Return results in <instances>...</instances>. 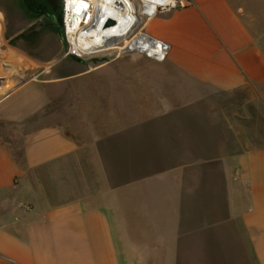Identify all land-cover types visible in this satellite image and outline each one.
Returning <instances> with one entry per match:
<instances>
[{"label":"crops","instance_id":"crops-1","mask_svg":"<svg viewBox=\"0 0 264 264\" xmlns=\"http://www.w3.org/2000/svg\"><path fill=\"white\" fill-rule=\"evenodd\" d=\"M188 1L148 30L169 44L185 102L112 101L109 85L130 73L110 63L89 73L111 95L90 104L103 129L77 137L46 123L55 84L88 75L67 60L0 100V264H264V0ZM197 128L209 131L204 142ZM185 168L191 181L203 174V188L208 175L214 212L178 213ZM138 181L155 193L143 217L129 205L148 189Z\"/></svg>","mask_w":264,"mask_h":264},{"label":"rangeland","instance_id":"rangeland-1","mask_svg":"<svg viewBox=\"0 0 264 264\" xmlns=\"http://www.w3.org/2000/svg\"><path fill=\"white\" fill-rule=\"evenodd\" d=\"M27 5H29L28 7L29 9L25 7ZM63 8H64L63 0H50V1L27 0L26 5L23 4L22 6L21 3L18 4V0H0V100L4 96H6L10 91L27 83V81L31 82V81H36L38 79L37 81L41 82L53 78L54 76L53 72H58V71L61 72L66 67V64L68 63L67 61L70 62L74 61L76 65L80 67L82 66L83 67L82 69H85L83 72L85 74L86 73L88 74L86 75L87 78H85L84 75V78L78 77V78H74L73 80H70V83L75 85L74 86L75 88L77 86L76 90H78L77 91L78 94H76L77 92H75L77 97L74 94L75 95L74 98H73V93H74L73 90L75 89L73 88L72 84L67 83L69 82V80L65 81V83L67 84L63 83L61 88L59 89L57 88V84H55L56 88L53 93H55L54 95L56 100H54L53 104H51V106L47 109L49 118L46 120V123L48 122L51 125L54 124L58 126H62L66 123L65 125H66L67 133H69L71 130H73L74 132L76 131L79 133L77 137L79 136L85 137L86 135H88L87 130H89L90 128L91 130L92 129L98 130L97 134H100L101 131L99 130L103 129L101 128V126L98 127V125H95L94 124L95 121L91 122L89 120V118L91 117V113H94L92 111L93 106H91L90 104L91 102H98L99 100L108 102V100L110 101L111 95H108L109 98L105 94L98 95V93L104 89L105 85L104 83H102L104 82V79L102 78V80H100L102 82H99L98 79H101L100 77L97 78V76L89 75V73L91 72V70H96L101 68L105 69V66L110 63L111 64L109 67H111L115 71L117 70L120 72L122 70H125L126 72H128V70L130 69L132 70V74H130V76L127 77L125 80L118 81L114 79L113 85H109L111 88H113L112 94L114 95V97L112 101L114 102L116 101V103H122V99L124 98V95L123 96L121 95L117 96V95L127 94L128 96L126 95V100L128 104H131V106L133 107L138 104L142 105V104L161 102V103H167V104H163V108H165L167 105L173 106L185 102L186 100L184 99L185 94L181 90V88H184V84L180 83L176 73L172 72V67L169 64L167 57L164 60H158L153 57H150L146 53H141L138 51H127V50H124L121 53L119 51H111V54H109L110 51L102 52V53H98V55L100 54V56L94 54L86 57L85 56L76 57L70 54L63 32V16H62ZM170 11H166V9H159L157 11V14H155V16L162 15ZM153 17L145 15L143 17V20H141L140 24L135 29L136 31V32L134 31L135 34L134 33H133L134 35L132 34L133 35L132 37L142 32L143 34L149 35L148 32L149 25ZM41 36L44 37L40 39L39 37ZM16 37L18 40L15 39ZM18 37H20V39ZM36 46H38L37 49ZM33 47L34 49L32 50ZM135 52L136 55H133L135 54ZM128 53L130 55L133 53L131 57L134 59H131ZM14 54H17V57L19 56L20 58L23 59L21 60V65L18 68L15 65V61L13 59ZM116 56L120 57V61L119 59H115ZM99 58H101L100 59L101 61H99ZM66 59L67 61L65 62L64 60ZM124 60L125 63H123ZM101 62H103V64ZM132 62H134V64H131ZM121 63H123L125 66L124 65L119 66L121 65ZM116 64H118V67H116L117 66ZM140 64L141 65L144 64L143 67H141ZM133 65H134L133 67L134 70L132 69ZM137 65L140 66L141 70L137 69L138 67ZM123 66L128 67V70L127 68L125 69ZM135 67L137 70L136 72H133L135 71ZM92 77H95L94 79L95 80L97 79L96 80L97 82L91 79ZM83 87L86 88L93 87L92 93L88 89L85 91ZM63 88L64 90L65 89L66 90L70 89V90H68L67 91L68 93H66V90L64 92ZM164 89H166L167 94L164 93ZM80 91L83 92L84 97L80 96L81 95V93L79 94ZM57 92H60V97L62 95V97L66 99V101H70L71 103H66V105L63 103L60 104L59 102L57 103L58 100L61 101L63 100V98L59 99V97H57L58 95ZM63 94L65 95L63 96ZM78 95L80 97H78ZM168 95L169 96L171 95V97H169ZM115 97H118V99H116ZM75 98L76 99L79 98L78 100H80V101L77 100L78 103L76 104L74 102V100L76 101ZM106 98L108 100H106ZM81 99L83 103L84 102L86 103L81 104L82 103ZM72 101L74 102V104ZM71 104L73 105L71 106ZM161 128L165 129V127H161ZM156 129L159 130V127H156ZM208 133L209 131L205 128L202 129L197 128L195 131L196 138H199L197 140H200L202 142L205 141L202 139V136L205 135L208 136ZM157 142L158 144L161 142L160 138H157ZM178 142H179L178 151L185 150L187 147H189L190 144V143L187 144L181 143L182 141H178ZM146 144L147 141H144L143 148L146 147ZM169 144L170 143H168V145ZM129 145L133 146L132 143H129ZM168 145L166 144V146ZM116 161L122 162L121 167L125 166L126 170H128L129 173L130 172L131 174L134 173L133 176L139 173L138 171L134 172L136 171V168L133 171V169H131L128 166L127 159L123 161L118 159ZM186 171L190 172V168L181 169L179 171L181 174L185 173L184 175L185 186L183 190L179 191V194L183 195V200L185 201V205L179 204V206H177L178 213L184 214L186 212H191V214L194 215L195 212L198 211L199 209L201 212L202 211L206 213H211V211L214 212L216 210V207L218 206L219 201L217 199V194H215V192L210 189L209 186L210 180L208 181L207 178L208 175H206V186L203 188L202 187L204 181V177L202 178L203 174L202 176L199 175L198 177L197 176L194 177V181L193 180L191 181V175L186 174ZM140 184L142 186H146V184L143 182H140L138 185ZM195 185L199 189L196 190L195 188V192H194L193 187ZM146 187L148 188V186ZM148 189L146 191L144 189L141 191L140 200L143 201H138L134 199L135 198L133 194L134 191L133 192L131 191L130 193L133 194L131 195V197L133 198L129 200V205H132V207L129 208L133 209L135 208V206L136 207L142 206V211L140 212L141 217H143L144 215H150L153 212V205L151 201L155 196V193L153 195V191L151 189L149 190ZM146 219L147 220L141 224L144 225L148 230L152 227V222H150L148 218Z\"/></svg>","mask_w":264,"mask_h":264},{"label":"bare ground","instance_id":"bare-ground-1","mask_svg":"<svg viewBox=\"0 0 264 264\" xmlns=\"http://www.w3.org/2000/svg\"><path fill=\"white\" fill-rule=\"evenodd\" d=\"M174 1L173 0H68L67 4L65 5L64 3V8L66 7L67 9V15L69 18V21H71L73 25V29L75 31H72L73 33V40H71V49L70 53H75L80 56H91V55H96L97 53H102V52H109L111 54V51H119L120 53L123 52L124 50L127 51H138L141 53H146L150 57H153L158 60H164L166 56L165 54V47L164 45H169L167 43H164L162 41H159L156 38H153L147 34L138 33L134 37H132L135 33V29L137 26L140 24L141 20H143V17L146 16H155L157 14V9L161 6H168V5H173ZM89 7V9H88ZM64 11V10H63ZM63 16V15H62ZM88 20L86 21V19ZM109 19H112L115 21L114 24L110 25L109 24ZM79 24H81L79 26ZM139 29V28H138ZM136 32V31H135ZM134 33V34H133ZM133 34V35H132ZM18 35V34H17ZM44 36L39 37L40 39L43 38ZM132 37V38H131ZM20 39V37H18ZM51 38V37H50ZM131 38V39H130ZM17 39V37L15 38ZM14 40V39H13ZM18 40V39H17ZM39 40V39H38ZM40 41V40H39ZM45 41V40H44ZM42 42V41H41ZM37 43V42H36ZM35 43V44H36ZM46 43V42H45ZM163 43V44H162ZM39 45V44H37ZM45 45V44H44ZM38 46H36L37 49ZM41 47V46H40ZM67 47V46H66ZM27 48V47H26ZM28 49V48H27ZM31 49V47H30ZM34 47L32 48V50ZM61 50V49H60ZM36 52V51H35ZM117 53V52H116ZM61 54V53H60ZM63 54V53H62ZM67 54V53H66ZM129 54V53H128ZM127 54V55H128ZM133 54V53H132ZM132 54L129 56L131 59ZM33 55V54H32ZM98 55V54H97ZM122 55V54H121ZM136 55V52L135 54ZM61 56V55H60ZM64 56V55H63ZM72 56V55H71ZM70 56V57H71ZM100 56V54L98 55ZM111 56V55H110ZM125 56V55H124ZM138 56V55H137ZM168 56V55H167ZM114 57V56H113ZM118 57V56H117ZM121 57V56H120ZM120 57L118 58L120 61ZM123 57V56H122ZM33 58V57H32ZM111 58V57H110ZM125 58V57H124ZM13 59L15 61V65L17 68L21 65V60L19 56L17 57V54L13 55ZM58 59V58H57ZM86 59V58H85ZM91 59V58H90ZM101 58H99V61ZM123 59V58H122ZM67 60V59H66ZM104 60V59H102ZM106 60V59H105ZM113 60V59H112ZM115 60V59H114ZM127 60V58H126ZM63 61V60H62ZM61 61V62H62ZM65 61V60H64ZM107 61V60H106ZM130 61V60H129ZM135 61V60H134ZM144 61V60H143ZM66 62V61H65ZM74 62V61H73ZM86 62V61H85ZM89 62V61H88ZM96 62V61H95ZM94 62V63H95ZM118 62V61H117ZM100 63V62H98ZM103 64V62H101ZM115 63V62H114ZM119 63V62H118ZM125 63V60L123 61ZM121 63L122 66L124 65ZM128 63V62H127ZM51 64V63H50ZM81 64V63H80ZM84 64V62H83ZM120 64V63H119ZM131 64H134L132 62ZM37 65V64H36ZM52 65V64H51ZM50 65V66H51ZM118 67V64H116ZM139 65V64H138ZM137 65V66H138ZM144 65V64H143ZM143 65L140 64L141 67ZM26 66V65H25ZM35 66V65H34ZM77 66V65H75ZM85 66V65H84ZM125 66V65H124ZM123 66V67H124ZM140 66L137 67V69H140ZM122 67V68H123ZM131 67V65H130ZM134 65L132 66L133 69ZM49 68V66H48ZM83 67H76V70L82 71ZM108 68V67H107ZM125 69L128 67H124ZM145 68V67H144ZM27 69V68H26ZM130 69V68H129ZM136 67L135 71L136 72ZM44 70V69H43ZM85 69H83L84 71ZM131 70V69H130ZM128 70V73L132 74V70ZM134 70V69H133ZM63 71V70H62ZM87 71V69H86ZM85 71V72H86ZM108 71V70H107ZM130 71V72H129ZM102 72V71H101ZM34 73V72H32ZM51 73V72H49ZM75 73V72H74ZM80 73V72H79ZM53 74V73H52ZM87 74V73H86ZM65 75V72L63 76ZM70 76L72 74H69ZM83 75V74H82ZM94 75V74H93ZM98 76L100 73L97 74ZM95 75V76H97ZM56 76V75H55ZM69 76V77H70ZM73 76V75H72ZM75 76V75H74ZM81 76V75H80ZM103 76V74H102ZM101 76V77H102ZM30 77V76H28ZM47 77V76H46ZM58 77V76H57ZM68 77V76H67ZM70 80H73L74 77L69 78ZM27 78V77H26ZM56 78V77H55ZM62 78V77H61ZM84 78V76H83ZM85 78L86 75H85ZM89 78V77H88ZM95 77H92L94 81ZM33 79V78H32ZM31 79V80H32ZM58 79V78H57ZM60 79V78H59ZM80 79V78H79ZM78 79V80H79ZM25 80V79H24ZM35 80V77H34ZM38 80V79H37ZM36 80V81H37ZM63 80V78H62ZM66 80V79H65ZM99 82L102 79H98ZM23 81V80H22ZM35 81V82H36ZM67 81V80H66ZM28 82V81H27ZM97 82V81H96ZM41 83V82H39ZM65 83V82H64ZM65 83V84H67ZM29 84V83H28ZM53 84V83H52ZM72 84V83H70ZM36 85V83H35ZM54 85V84H53ZM73 85V84H72ZM68 86V85H67ZM73 88V98L75 97L76 94H78V90L76 88ZM81 87V86H80ZM53 89V88H52ZM72 89V88H71ZM45 90V89H44ZM55 90V89H54ZM64 90V88H63ZM66 90V89H65ZM64 90V92H65ZM70 90V89H68ZM66 90V93H68ZM81 90V89H80ZM82 91V90H81ZM81 93L80 96H83V92ZM75 92H77L75 94ZM65 93V94H66ZM85 93V92H84ZM164 93L167 94L166 89H164ZM63 94V96L65 95ZM75 94V95H74ZM165 94V96H166ZM78 95V97H80ZM169 96V95H168ZM185 96V95H184ZM58 97V96H57ZM77 97V95H76ZM81 97V98H82ZM88 97V96H87ZM171 97V95L169 96ZM62 98L59 97V99ZM66 98V96H65ZM186 98V96H185ZM184 98V99H185ZM55 99V98H54ZM53 99V100H54ZM76 99V98H75ZM74 100L75 104L78 103L77 100ZM165 99V98H164ZM168 99V97H167ZM56 100V99H55ZM64 101L66 99H63ZM62 100V102H63ZM73 100V99H72ZM84 100V99H83ZM170 100V99H169ZM80 101V100H78ZM88 101V100H87ZM59 102V100H58ZM70 102V101H69ZM67 102V103H69ZM73 102V101H72ZM73 102V104H74ZM82 102V99H81ZM66 103V102H65ZM71 103V102H70ZM80 103V102H79ZM86 103V102H84ZM83 102L81 104H84ZM71 104V106L73 105ZM154 104V103H153ZM160 104V103H159ZM66 105V104H65ZM157 105V104H156ZM155 105V106H156Z\"/></svg>","mask_w":264,"mask_h":264},{"label":"built area","instance_id":"built-area-1","mask_svg":"<svg viewBox=\"0 0 264 264\" xmlns=\"http://www.w3.org/2000/svg\"><path fill=\"white\" fill-rule=\"evenodd\" d=\"M174 1V4L171 6V5H168V6H161L157 9V11L159 9H166V11H170L172 9H175V8H178V7H185L187 5H189V1L188 0H173ZM68 0H63V4L65 3V5L67 4ZM164 7V8H163ZM89 9V7H88ZM63 32H64V37H65V41L68 45V48H69V53H70V49H71V40H73V33L72 31H75L73 29V25L71 23V21H69V18H68V15H67V9L66 7L63 8ZM88 20V18L86 19V21ZM81 24H79L80 26ZM163 44V43H162ZM164 47L166 48L165 49V54L164 56L167 57L168 55V51H169V45H164ZM76 57H82L80 55H77L75 53H70ZM98 54V53H97Z\"/></svg>","mask_w":264,"mask_h":264},{"label":"flooded vegetation","instance_id":"flooded-vegetation-1","mask_svg":"<svg viewBox=\"0 0 264 264\" xmlns=\"http://www.w3.org/2000/svg\"><path fill=\"white\" fill-rule=\"evenodd\" d=\"M26 1H27V0H18V4L21 3V6H22L23 4L26 5ZM46 1H47V0H46ZM48 1H50V0H48ZM25 7H26V6H25Z\"/></svg>","mask_w":264,"mask_h":264},{"label":"water","instance_id":"water-1","mask_svg":"<svg viewBox=\"0 0 264 264\" xmlns=\"http://www.w3.org/2000/svg\"><path fill=\"white\" fill-rule=\"evenodd\" d=\"M108 22H109V24H110V25H112V24H114V23H115V21H114V20H112V19H109V21H108Z\"/></svg>","mask_w":264,"mask_h":264},{"label":"trees","instance_id":"trees-1","mask_svg":"<svg viewBox=\"0 0 264 264\" xmlns=\"http://www.w3.org/2000/svg\"><path fill=\"white\" fill-rule=\"evenodd\" d=\"M26 7H27V9H29V8H28V7H29V5H27Z\"/></svg>","mask_w":264,"mask_h":264}]
</instances>
